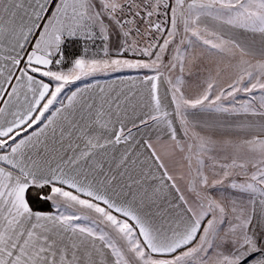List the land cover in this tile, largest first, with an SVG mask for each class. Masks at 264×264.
I'll return each instance as SVG.
<instances>
[{
    "label": "snow or ice",
    "instance_id": "6c2138e0",
    "mask_svg": "<svg viewBox=\"0 0 264 264\" xmlns=\"http://www.w3.org/2000/svg\"><path fill=\"white\" fill-rule=\"evenodd\" d=\"M0 264H264V0H0Z\"/></svg>",
    "mask_w": 264,
    "mask_h": 264
}]
</instances>
